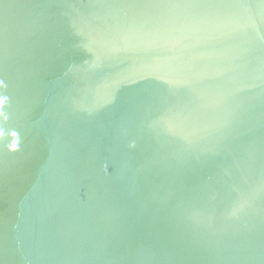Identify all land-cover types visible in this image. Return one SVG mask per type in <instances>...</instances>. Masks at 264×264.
Here are the masks:
<instances>
[{
	"label": "water",
	"instance_id": "95a60500",
	"mask_svg": "<svg viewBox=\"0 0 264 264\" xmlns=\"http://www.w3.org/2000/svg\"><path fill=\"white\" fill-rule=\"evenodd\" d=\"M0 264H264V0H0Z\"/></svg>",
	"mask_w": 264,
	"mask_h": 264
}]
</instances>
